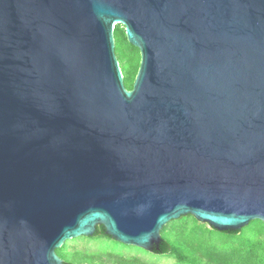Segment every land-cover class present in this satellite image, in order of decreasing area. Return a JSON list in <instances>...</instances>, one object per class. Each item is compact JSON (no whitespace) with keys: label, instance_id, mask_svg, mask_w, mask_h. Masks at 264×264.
Returning a JSON list of instances; mask_svg holds the SVG:
<instances>
[{"label":"water","instance_id":"obj_1","mask_svg":"<svg viewBox=\"0 0 264 264\" xmlns=\"http://www.w3.org/2000/svg\"><path fill=\"white\" fill-rule=\"evenodd\" d=\"M185 215L264 223V0H0V264L97 226L160 251Z\"/></svg>","mask_w":264,"mask_h":264},{"label":"rangeland","instance_id":"obj_2","mask_svg":"<svg viewBox=\"0 0 264 264\" xmlns=\"http://www.w3.org/2000/svg\"><path fill=\"white\" fill-rule=\"evenodd\" d=\"M116 26L124 28L121 24ZM120 65L124 69L125 64ZM194 220L190 216H181L168 222L161 231V236L173 245V254L149 252L104 234H94L66 240L59 248L60 257L64 262L74 264H213L208 262V252L231 251L234 247L239 248L244 238L256 235L251 226L246 225L241 228L240 235L230 239L219 231L207 230L208 224Z\"/></svg>","mask_w":264,"mask_h":264},{"label":"trees","instance_id":"obj_3","mask_svg":"<svg viewBox=\"0 0 264 264\" xmlns=\"http://www.w3.org/2000/svg\"><path fill=\"white\" fill-rule=\"evenodd\" d=\"M115 38V51L117 53L118 60L125 64L124 69L121 67L124 75V84L126 88L130 89L132 87L133 79L139 67L140 54L138 48L131 45L125 36L124 28L120 29L119 26H115L114 29ZM193 220L195 219L191 215ZM195 221V220H194ZM248 225L256 232L255 236L244 238L243 244L239 248H235L231 251L226 250H211L208 252V262L213 264H264V223L260 220H253ZM166 226H163L161 231H163ZM207 230H215L211 227H207ZM243 229L238 231H219L226 237L230 239L236 238V236L242 233ZM96 234H104V229L102 226H97ZM162 237V245L160 251H155L158 254H173V245L170 241ZM56 253L61 256L60 249L56 250ZM179 257V256H178ZM180 260L182 258L179 257ZM66 264H74L72 262L65 261Z\"/></svg>","mask_w":264,"mask_h":264},{"label":"flooded vegetation","instance_id":"obj_4","mask_svg":"<svg viewBox=\"0 0 264 264\" xmlns=\"http://www.w3.org/2000/svg\"><path fill=\"white\" fill-rule=\"evenodd\" d=\"M97 229V228H96ZM154 253V252H153Z\"/></svg>","mask_w":264,"mask_h":264}]
</instances>
